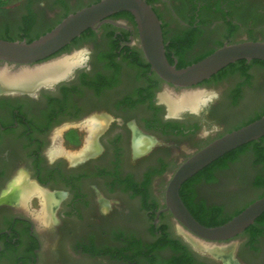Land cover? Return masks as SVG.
I'll list each match as a JSON object with an SVG mask.
<instances>
[{
  "label": "flooded vegetation",
  "instance_id": "af4514ba",
  "mask_svg": "<svg viewBox=\"0 0 264 264\" xmlns=\"http://www.w3.org/2000/svg\"><path fill=\"white\" fill-rule=\"evenodd\" d=\"M145 1L160 20L165 56L177 68L223 44L264 41V0ZM85 5L68 9L69 0H21L3 11L0 37L33 39ZM127 12L110 15L45 59L81 54L59 80L33 90L0 92V264H39L45 230L73 245L82 264H222L220 256L200 250L211 255L203 256L183 240L175 218L161 210L164 191L155 197L152 184L171 164L173 150L185 152L181 163L214 138L264 114L263 108L245 119L235 118L254 103H245L246 89L252 100L264 92V60H236L187 87L230 85L223 95L207 94L204 88L208 96L197 111L168 115L159 94L166 86L182 88L164 82L151 69ZM16 23L22 30L17 35ZM84 43L91 46L53 59ZM212 117L231 123L219 129ZM92 119L103 124L90 134ZM133 123L138 129L134 140ZM132 147L149 150L133 156ZM239 147L195 173L183 187L185 204L201 224L222 223L264 195V136ZM234 167H239V182L227 185L224 174ZM23 175L53 200L49 223L41 217L37 192L24 203L10 196L9 184ZM250 188L259 193L228 209ZM111 196L138 200L134 216L145 227L133 228L130 209L111 205ZM231 241L233 264H264V212L225 243Z\"/></svg>",
  "mask_w": 264,
  "mask_h": 264
},
{
  "label": "water",
  "instance_id": "95a60500",
  "mask_svg": "<svg viewBox=\"0 0 264 264\" xmlns=\"http://www.w3.org/2000/svg\"><path fill=\"white\" fill-rule=\"evenodd\" d=\"M121 11H128L133 16L140 48L151 69L160 79L173 86L186 89L208 79L236 60H264V41L247 40L223 44L200 60L177 68L165 56L160 20L150 4L145 0H97L67 14L51 29L29 42L0 38V67L14 69L47 61L45 59L82 32L96 28L110 15ZM262 136L264 114L204 144L185 158L169 177L161 210L172 214L179 234L193 248L187 236L206 245H221L241 233L264 212V195L251 201L222 224L205 226L192 216L180 198L181 185L225 153ZM230 251L233 256L234 246Z\"/></svg>",
  "mask_w": 264,
  "mask_h": 264
},
{
  "label": "bare ground",
  "instance_id": "6f19581e",
  "mask_svg": "<svg viewBox=\"0 0 264 264\" xmlns=\"http://www.w3.org/2000/svg\"><path fill=\"white\" fill-rule=\"evenodd\" d=\"M80 59L81 54L63 57L55 61H44L31 66H20L14 69H10L8 66L0 67V92L33 90L38 85L59 79V76L67 73ZM182 91L177 94L172 89H165L159 94L160 100L166 104L168 114L175 115L184 109L197 111L202 102L206 101L207 94H209H205L203 90L182 89ZM102 124L103 121L92 119L89 125L90 134L96 132L97 128L101 127ZM89 148L91 147H84L83 150L85 151ZM9 191L10 196L19 203H24L30 195L37 192L42 205L41 217L45 223L50 222L53 213V200L48 194L38 190L34 183L28 182L24 175L9 184ZM187 238L195 247L197 246V249L214 256L225 257L228 264L231 262L229 252L233 247V242L221 245H206L192 236H187Z\"/></svg>",
  "mask_w": 264,
  "mask_h": 264
},
{
  "label": "rangeland",
  "instance_id": "374dc122",
  "mask_svg": "<svg viewBox=\"0 0 264 264\" xmlns=\"http://www.w3.org/2000/svg\"><path fill=\"white\" fill-rule=\"evenodd\" d=\"M19 1H21V0H12L9 4H7L4 8H2L0 10V18L3 17V14H4L3 11L4 10L7 11L8 9H12V7H15V5ZM88 1L89 0H69L68 9H76L77 7L85 5V2H88ZM21 32H22V30H21V27L19 26V24L18 23L13 24V33L17 35L18 33H21ZM87 46H91V44L89 45V44L84 43V44H81V45H77L76 47H73V49H71V51H69L67 53H64V54H60V55L54 57L53 59H58V58H61L62 56L72 55L75 52H78V51H76L77 50L76 48H86ZM259 80H261V79H259ZM229 87H230V85L227 86V87H223V86H220V85H218V86L209 85L207 87H205V86L195 87V88H192L191 90H199V91L203 90L205 92H207V90H209L207 93H211L210 91H212L214 93L218 92L221 95H223L224 92H226L229 89ZM260 87H261V89H263L264 85L260 86ZM164 88L172 89V88L167 87V86L164 87ZM204 88L205 89L207 88V90H205ZM173 91H175V90H173ZM248 91L249 90L246 89L245 93L248 94ZM175 92L177 94H180V92H183V91H182V89H179V90H176ZM247 94L244 96L245 103L246 104L251 103V102H254V103L252 104V106H249V105L245 106V110L243 112V115H239V116L235 117L237 120L245 119L249 115H252L255 112H257L258 110H261V109L264 108V92L260 93L259 94L260 96L257 97L256 99H253V100H252V98L248 99V95ZM247 107H249V108H247ZM211 122H212L213 125L218 126L219 129H222L224 126H226V125L231 123L230 121H225L224 119H217L215 117L211 118ZM133 128H135V129L137 128L136 124H134V123H133ZM136 134H138V129H136V131L133 134V140H134V136L136 137ZM151 140L153 141L154 139L151 138ZM145 143H146V141H145ZM83 148H81V150ZM148 150H149V147H141V148L140 147H132V153H133L132 155L133 156L134 155H138L139 156V155H142V154L148 152ZM170 154L173 155V156H171L172 159H173L171 164L166 169L164 175L159 177V178H157L152 184V191L154 192L155 197L156 196L159 197V196L162 195L163 191L165 190V186H166V183H167L169 177L171 176L173 171L176 169V166H178L180 161L185 156V152L182 149L173 150L172 152H170ZM238 170H239V167H234L233 169L229 170L227 173L224 174L225 177L227 178V182H228L227 185H229V184L232 185V181H233V185L232 186H237V184L239 182V181L236 180L237 175H239V171ZM241 182H242V185L244 187L249 186V184L246 181H241ZM237 191H239V190L232 189L231 192L232 193H235V192L237 193ZM258 193H259V190H257V189L256 190L253 189V188L247 189L246 192L240 194V196H239V198L237 200H235L234 202H231L228 205V209L233 210V209L238 208L240 205L244 204L246 201H248L251 198L255 197ZM109 202H110L111 205L119 204V205H123L124 207H128L130 209V213L132 214L131 220H132V227L133 228H135V227L137 228L139 225H141V223L137 222L138 220L134 216L137 213L138 209H139L138 200L130 199V198H127V197L126 198L125 197L124 198H117L115 196H111L109 198ZM102 203H105V204L108 205V201L105 200V199L102 200ZM31 206L33 208H36L37 210H39L38 207H40L37 204L36 200L32 201V205ZM128 208L125 209L126 212H128V210H129ZM142 222H143V220H142ZM141 227L143 229L145 226L144 225L143 226H139L137 229L140 230ZM176 230L178 232L177 227H176ZM41 236H42V248H41V251H40L41 259H40V263L39 264H82V263H80V259H81L80 256H75V255L78 254V252L73 247V245H71L69 242L61 241L59 238H56L55 234H53L52 232H49L47 230L42 231L41 232ZM233 242H235V240ZM230 243H232V241ZM198 252L201 253V254H204L203 256H206V257L210 256L211 257V255H209L207 253H203V252H200V251H198ZM229 253H230V258H231V251ZM61 257H64V259H62ZM221 258H223V259H221L222 264H228L225 261L226 260L225 257H221ZM230 261L231 262L229 264H233L232 260H230ZM64 262H66V263H64Z\"/></svg>",
  "mask_w": 264,
  "mask_h": 264
},
{
  "label": "trees",
  "instance_id": "16d2710c",
  "mask_svg": "<svg viewBox=\"0 0 264 264\" xmlns=\"http://www.w3.org/2000/svg\"><path fill=\"white\" fill-rule=\"evenodd\" d=\"M12 0H0V10L2 9V8H4L7 4H9L10 2H11ZM97 1V0H96ZM127 15H129V17L133 20V16L129 13V12H127L126 13ZM38 37V36H37ZM0 38H3V39H7V40H23V39H21V38H18V39H13V38H8V37H0ZM36 38V37H35ZM34 39V38H33ZM32 39H28V40H26L27 42H29V41H31ZM258 117H260V116H258ZM257 117V118H258ZM256 119V118H255ZM254 120V119H253ZM252 121V120H251ZM250 122V121H249ZM237 148H242V147H237ZM233 150H235V149H233ZM233 150H231V151H229L228 153H230V152H232ZM228 153H225L224 155H226V154H228ZM224 155H222L221 157H219L218 159H216L215 161H213L212 163H214V162H217V160L219 161V160H221L222 159V157L224 156ZM211 163V164H212ZM210 165V164H209ZM208 165V166H209ZM205 168H207V166L205 167ZM205 168H203V169H205ZM191 178V177H190ZM190 178L189 179H187L182 185H181V187H180V189H179V195H180V198L182 199V201H183V203L185 204V198L184 197H182V190H183V187L184 186H186V184H187V182L190 180ZM185 206H186V204H185ZM187 207V206H186ZM188 209V208H187ZM231 218V217H230ZM229 219V218H228ZM228 219H226V220H224L223 222H225V221H227ZM222 222V223H223ZM222 223H219V224H222ZM219 224H215V225H212V224H203V225H205V226H216V225H219Z\"/></svg>",
  "mask_w": 264,
  "mask_h": 264
}]
</instances>
